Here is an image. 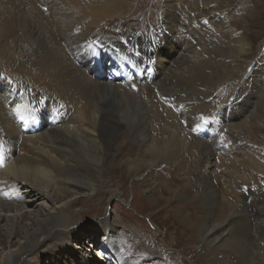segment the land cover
<instances>
[{"label": "bare ground", "instance_id": "bare-ground-1", "mask_svg": "<svg viewBox=\"0 0 264 264\" xmlns=\"http://www.w3.org/2000/svg\"><path fill=\"white\" fill-rule=\"evenodd\" d=\"M163 1L144 31L141 0H0V264H264L263 67L228 19L213 48L209 0ZM130 178L164 247L116 203Z\"/></svg>", "mask_w": 264, "mask_h": 264}, {"label": "rangeland", "instance_id": "rangeland-1", "mask_svg": "<svg viewBox=\"0 0 264 264\" xmlns=\"http://www.w3.org/2000/svg\"><path fill=\"white\" fill-rule=\"evenodd\" d=\"M143 2V6L141 8V11L137 14H133L130 17V24L133 25L135 28L140 27L142 30H148L151 26L155 29H160L161 24L159 20V7L158 3L159 2H164L163 0H141ZM197 2L200 3L201 6L205 5V1L203 0H195L191 5H197ZM208 3L215 9L216 15L220 19H213L215 22V31L213 38L215 40V43L213 44V48H223L226 46L228 43H230L227 33L222 26V24L219 21H224L226 19L229 20L230 24L232 25V29L234 24H237L235 26V31L239 32V38L245 37L248 39V44H250V48H248L249 51H247V54L244 56V61L249 64L255 60L259 61L261 63V66L263 67L264 70V0H209ZM222 4V5H221ZM184 6V4H183ZM189 7V8H190ZM184 8V7H183ZM183 32L188 34L189 29L186 27H183ZM210 29V27H209ZM252 44V45H251ZM236 44H232L234 46ZM195 46V45H194ZM201 49L200 46H197V52H199ZM247 49V48H246ZM252 52V53H251ZM227 57H234V54H232L231 51L228 52V55H226L225 58L223 59H228ZM261 59L263 61H261ZM252 71L251 65L248 67V72L247 76L249 75V72ZM262 71L259 70L258 73ZM248 79V77H247ZM246 79V80H247ZM264 81V80H263ZM221 83H225L221 81ZM220 83V84H221ZM248 85L245 87L244 90H246L247 95H243L242 98H240V102L245 100L248 96V92L252 90V80L247 82ZM246 84V83H245ZM263 85V84H262ZM260 85V86H262ZM264 109L262 110V112ZM218 134V129L214 130L207 138V140L211 139L213 144H217L214 136H217ZM251 136V135H249ZM251 144V143H249ZM256 146H262L264 148V144H258ZM204 149L201 146H198L197 150L192 153V159L195 162L194 167H198V162L196 161V156L198 155L199 151H203ZM224 156V155H220ZM199 168V167H198ZM189 177V175H188ZM117 184V181H115ZM119 182V181H118ZM156 182L154 181L152 184L151 182L144 183L142 179H127L124 186L120 187L116 186L119 188V191L122 193V199L118 200L116 203L119 205L120 209L124 211L125 215L128 216L133 223L137 222L139 227L145 228L146 230L150 231L151 233L153 232L155 236L159 238L161 241V247H164V241L162 239V236L160 232L157 231V227L155 224L160 225L161 221L154 220L148 216L146 218L142 217L141 215L139 216V211H140V204L136 203H131L132 200L135 198V196L139 195L141 201L146 204H151V198H154V192L156 191ZM147 190V191H145ZM260 197L261 199L264 198V192L259 191L257 192L253 197ZM124 200V201H122ZM206 205L209 204V202L205 203ZM99 205V206H98ZM114 203H109L105 197L100 198V200L97 203L93 204H84L83 205V210H89L91 208L99 209V207L107 208L109 210H112L114 207ZM164 209L163 206H160L159 208L156 209V211H159L161 209ZM127 212V213H126ZM164 215L166 216V212H163ZM129 214V215H128ZM135 218V219H134ZM162 219L161 217H159ZM138 221H137V220ZM152 220V221H150ZM264 220V219H263ZM152 222V223H151ZM130 224L129 222H126ZM144 224V225H143ZM263 227L259 231V235L256 238L257 245H258V250H257V256L258 259L261 262H264V223L262 224ZM180 231L183 232V236H185V231H183L184 228H180ZM188 229H186L187 231ZM187 235V234H186ZM204 238V237H203ZM183 245L185 247H188L191 251L190 254H185L183 253V256H179L178 259L185 260L186 262L188 261H195L196 260V253L193 251V245L192 242L189 240L188 236H185L183 238ZM84 242H87L85 240ZM201 242L203 243V239H201ZM201 243V244H202ZM190 244V245H189ZM98 251V250H96ZM194 252V253H193ZM100 256V255H99ZM172 259V257H170Z\"/></svg>", "mask_w": 264, "mask_h": 264}, {"label": "clouds", "instance_id": "clouds-1", "mask_svg": "<svg viewBox=\"0 0 264 264\" xmlns=\"http://www.w3.org/2000/svg\"><path fill=\"white\" fill-rule=\"evenodd\" d=\"M120 239H125V237H120Z\"/></svg>", "mask_w": 264, "mask_h": 264}]
</instances>
